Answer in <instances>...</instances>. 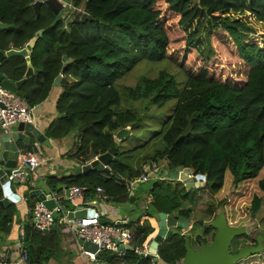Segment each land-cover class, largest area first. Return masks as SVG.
Returning a JSON list of instances; mask_svg holds the SVG:
<instances>
[{
  "label": "trees",
  "instance_id": "obj_1",
  "mask_svg": "<svg viewBox=\"0 0 264 264\" xmlns=\"http://www.w3.org/2000/svg\"><path fill=\"white\" fill-rule=\"evenodd\" d=\"M34 1L0 0V22L6 25L0 29V51L20 49L36 31L43 30L30 53L31 65L39 73L21 84V96L29 106H36L62 73L58 117L47 135L63 138L80 128L73 159L84 162L111 146L116 147L119 158L110 163L108 174L93 170L78 176L46 177L51 192L64 194L78 186L84 188L83 196L93 194L110 204L125 203L131 195L137 199L140 183L127 189L120 176L127 172L126 179L136 181L144 171H133L121 163L120 158L132 150L119 151L113 135L125 126L133 130L144 117L151 118L155 113L146 115L151 109L169 108L159 128L141 144L154 137L163 141V148L150 159L164 160L169 170L188 167L204 175V186L220 200L231 226L264 210V40L257 41L251 35L254 29L229 17L247 11L264 23V0H64L74 8L72 17L63 10L55 15L45 5L36 14ZM219 28L232 42L223 53L238 68L234 77H222L221 70L216 75L204 66L193 69L185 59L178 61L171 54L193 52L206 63V53H215L211 40ZM244 34L251 35L246 43ZM203 40V50L198 49ZM219 46L222 51L225 43ZM142 65L146 69L137 72ZM156 68L159 71L153 75ZM25 70L23 57L5 58L0 63V73L10 82L22 79ZM141 111L146 112L139 115ZM145 192L157 214L177 210L178 217L189 218L190 210L179 207L182 199L192 201L190 190L175 193L157 181ZM1 195L0 185V199ZM61 204L74 209L64 200ZM227 209L239 210L233 221ZM208 211L212 214L214 209ZM14 213V204L0 209V238L10 231ZM123 226L134 230L133 249L123 256L101 251L97 259L106 264H153L134 251L149 244L152 225L138 221ZM25 235L29 264H45L60 243L53 228L41 232L32 226L25 229ZM185 237L172 232L159 244L156 264H177L185 254ZM201 238L196 237L197 241Z\"/></svg>",
  "mask_w": 264,
  "mask_h": 264
},
{
  "label": "water",
  "instance_id": "obj_2",
  "mask_svg": "<svg viewBox=\"0 0 264 264\" xmlns=\"http://www.w3.org/2000/svg\"><path fill=\"white\" fill-rule=\"evenodd\" d=\"M41 5L47 6L50 10L53 11L55 15H58L63 10V3L61 0H35L32 3V7L35 10L36 14H39ZM59 19L56 17L55 22ZM6 28V25L0 22V29ZM43 30L40 29L36 31L35 35L28 40V42L20 49L10 48L5 51H0V63L5 59L13 56L23 57L26 62V70L24 77L16 82H10L3 78L0 73V85L6 89L15 91L19 96L21 92L19 90L21 84L25 80L33 75L39 73V70H35L31 65L30 53L34 47V43L37 37H40ZM66 60V57H63V61ZM61 81V75H59L55 81L54 85H58ZM30 132L38 142L43 144H48L47 139L41 134L38 128L34 126L33 123L27 122H18L17 126L9 131H5L0 128V185L2 190L3 197L0 199V209L7 207L10 202L17 200L19 197L12 193L11 183L12 181L8 180V175L13 168L16 167L18 158L20 156L21 148L20 143L28 145L30 143V136L25 135L24 132ZM132 130L130 126H125L120 128L114 134V138L117 141H121L131 135ZM119 158L116 156V147L111 146L105 153L99 154L97 158L93 159L89 163L78 166L73 174L75 176L90 171H102L104 173H110L108 166L113 161H118ZM163 163V161H160ZM163 166V165H162ZM148 179L160 178V179H169L173 181H178L183 184V186L189 190L192 188H198L206 184L205 176L202 174H195L191 168L188 167H177L173 170H169L166 167H161L158 173H153L149 171V168L145 169ZM28 179L31 175L28 174ZM135 182L132 185V188H136L139 183ZM69 189L65 190V194L68 195ZM30 196L36 197L38 200H42L48 209H51L55 205V201L51 198V192L45 193L41 189H33L29 192ZM135 196L131 195L129 200L125 203L118 204L122 207H127L128 211H132L136 208L134 204ZM90 205V203L79 204L74 207L73 211H68V218H83L87 214V208L85 206ZM115 205V204H114ZM62 211H66L65 206H61ZM253 214V212L251 213ZM54 217L57 218V214H54ZM158 230L156 235L153 237L152 241L148 247L147 258L152 259L154 262H157V258L154 257L157 254V248L164 240L168 239L172 233V228L175 229H187L189 227V220L183 216L174 217L169 214L159 213L158 214ZM99 221L103 224H111L112 221L99 217ZM126 221L117 220L115 224L123 225ZM209 226L215 229L214 235L212 237L211 243H205L203 240L198 241V248H193L190 244V239L185 237L184 239V249L185 254L180 260V264H236L240 260L247 258L249 256L255 255L258 253L264 246L262 239L260 237L256 239V245L244 246L241 247L237 253H231L229 251V246L231 245L232 240L239 235L248 234L249 232L246 229V225L240 224L239 226H231L225 216V213L220 209L209 221ZM53 229L57 230V224L53 225ZM78 244L84 250L95 252L97 247L95 244L84 241L82 239H77ZM119 248H122L119 245ZM126 250H131L132 246L130 244L124 245ZM9 259L5 260V263L8 264Z\"/></svg>",
  "mask_w": 264,
  "mask_h": 264
},
{
  "label": "crops",
  "instance_id": "obj_3",
  "mask_svg": "<svg viewBox=\"0 0 264 264\" xmlns=\"http://www.w3.org/2000/svg\"><path fill=\"white\" fill-rule=\"evenodd\" d=\"M60 75H61V81L59 82L58 85H54V84L52 85L48 93V96L45 98V100L37 104L36 106L32 107L33 108L32 114L34 117L32 123L36 128L39 129V131L45 137V139H47L48 144H43L38 142L30 132H26V131L24 132V134L30 136V143L28 145H24L20 143V148H21L20 155L26 152L34 153L41 158L42 162L39 165V167L35 169V172L31 175L30 179H28L27 177L28 174H27L26 179L22 183H18L15 181L11 183L12 193L17 195L19 198L13 202H10L9 204V205L14 204L15 206L14 218L11 223V228L8 234L0 238V257L5 254L4 259L5 260L9 259L8 264H20L18 262L21 255L20 243L23 242L24 244L25 242V237H26L25 229L33 226L31 208L33 203L38 199L34 196H30L29 192L33 189H41L45 193H50L51 190L47 186L45 180L46 177H49L51 175H55L57 177L70 176V175L75 176L73 174L74 170L78 166H81L80 163L75 161L72 157L73 153L76 151L79 145V139L81 134L80 128L70 132L68 135H66L63 138H51L47 135L46 132L49 125L58 117V113L56 111V101L59 95L63 92V80L65 78L62 73ZM67 81L69 82V80ZM17 124L12 126L11 129L15 128ZM115 141L117 145H119L120 141H117L116 139ZM161 148H163V146ZM161 148H156V150ZM150 158L151 157L149 156L147 160L138 162V164H134L133 166L130 164L123 163L122 157L120 158V161L121 163H123L133 171L135 170L144 171L143 170L144 165L149 161H153ZM127 177H128L127 172L122 174L123 179H126ZM162 181H165V179L163 178L159 179L158 183L160 184V182ZM166 181H169V179H166ZM169 182H171L170 184H174V183L177 184L178 181H169ZM169 182L166 183L169 184ZM172 190L173 189H171V191ZM179 190L174 189L173 191H175V193H178ZM2 197L3 195H1V198ZM214 199H209V202L210 203L214 202L215 201ZM63 200H67L65 193L63 194V197H61V199L59 200V203L61 204ZM145 200L146 201L144 208L148 209L147 202L151 200L148 193L147 194L145 193ZM194 200H195L194 197L192 198L191 202L187 199H182L179 207V209L190 210L189 218H188L190 223L189 227L187 229L172 228V232L185 235L190 239L191 246L193 248H198V241L196 239L198 235L202 237L201 240L205 241V243H211L215 229L209 226V221L212 218H214L215 214L220 209H214V212L210 214L208 209H206L208 206L207 207L205 206L204 209H206V213L203 220H199L195 218L193 219L191 217V214H192V209H195ZM77 202L80 204L90 203V205L85 206L88 210L86 215H93L94 212H97L96 208L99 207V209H102V213H99L100 216L105 219L111 220L112 223H115V221L117 220H124L127 222L126 215H124V210H127V207H122L110 203H104V200L97 198L96 195L93 196V194L83 196L82 199H77ZM165 214H169L178 218L177 210H173L171 213H165ZM138 221L139 220H137L136 222L138 223ZM56 224H57L56 231L59 233L60 243L57 250H55L51 254L50 258L45 264H106L101 260H96V261L87 260L86 256L81 253V247L78 244L77 238L74 235V233L70 231L62 222ZM207 225L210 227L209 229L204 228ZM152 227L154 230L149 236V244L152 241L153 237L156 235L158 230L157 227H154L153 225ZM208 237L209 239H207ZM24 245L27 246L26 244Z\"/></svg>",
  "mask_w": 264,
  "mask_h": 264
},
{
  "label": "rangeland",
  "instance_id": "obj_4",
  "mask_svg": "<svg viewBox=\"0 0 264 264\" xmlns=\"http://www.w3.org/2000/svg\"><path fill=\"white\" fill-rule=\"evenodd\" d=\"M63 2H65L67 4L66 1L62 0ZM82 9V7H81ZM80 10V9H79ZM63 13H68L70 14L69 16L72 17L74 14V8L69 7L68 10H63ZM229 17L232 18H236L240 21H242L245 25H247L248 27L254 29L255 33L251 34L252 37L254 39H256L257 41H261L264 40L261 37H264V34L261 35L262 33H264V23L256 20V18L250 14L249 12L245 11L243 13L240 14H229ZM195 26V23H193ZM216 34L215 36L212 38L211 43L212 46L214 48L215 53H206V55H209V60L205 63H203L197 56L195 53L193 52H186L184 53L183 51H178V52H171L169 50V53L171 52V54H173L178 61H182L183 59H185V61L193 68V69H197L200 66H204L207 69H209L210 71H213L214 74H218L220 72V70L222 71V77H234L236 75V73L238 72V68L236 67V65H232L233 62H228V55L225 56V54L223 53L224 51H226V48H228L232 42L228 40V38L226 36H223L224 31L219 28L217 30H215ZM249 34H244V42L246 43L247 41L250 40L249 37H251V35L248 37ZM220 42H224L225 43V48L221 51L219 43ZM204 46V40L202 45L198 46V49H202V47ZM206 51V50H204ZM146 67H144V65H142L140 68H138L137 72H141L142 70H145ZM159 71L158 68L154 69L152 71L153 75H155L157 72ZM143 74V73H141ZM228 74V75H227ZM163 111L159 110H153L151 109L150 111L146 112V111H141L139 112V115L144 114V112H146V115L148 116L150 113H155V114H151V118H143L142 120L139 121L138 126L134 127L132 130L131 135H129L127 138H125V140H123L122 142L119 143V151H125V150H129L131 149L132 152H130L129 154H125L122 157V162L125 164H130V165H134V164H138V162H142L144 160H147V158L153 157L154 151L156 150V148H161L163 146V141L161 140V138H153L152 140H150L146 145L141 146V144L143 142H145L148 138H150L153 134V131L157 130L160 126V124L162 123L163 119L166 117V115L168 113H170V109L167 108H163ZM163 115V116H161ZM171 121H169L164 129H166ZM123 146V148H122ZM141 146V147H140ZM138 147V148H136ZM148 162V161H147ZM164 167H166V164H164ZM160 178L156 177L153 179H146L145 182L140 183L139 189H137V199L135 201V205L136 208L132 211H127L124 210V215H126V219L127 222H131V223H135L137 220H139L140 222H146L150 223L151 225H153L154 227H157V223H158V214L157 212L151 208L150 205V201H148V207L149 209H145L144 205H145V191L146 189H149V187L152 185L153 182H157ZM169 181H173V180H169ZM169 181H162L160 182L161 186L164 188H167L169 190L171 189H176V190H185L186 188L183 186L182 183L177 182V184H170L171 182ZM166 182H169V184H167ZM172 190V191H173ZM190 190V195L192 197L195 198L194 200V207L195 209H192V214L191 217L194 219H199V220H203L205 213H206V209H204V207L209 206L211 204H217L216 199H214V195L212 194V192L208 189L207 186H201L198 188H192L189 189ZM186 191H188L186 189ZM143 192V193H142ZM175 192V191H173ZM190 196V197H191ZM209 199H214V202H209ZM64 203L66 204V206L68 208L73 207L72 203L64 200ZM104 203H107L106 201H104ZM219 206V205H218ZM192 207V206H191ZM97 212H94V214H96L98 217H101L99 213H102V209H99V207L96 208ZM228 213H229V220L233 221L235 219L236 216H238V209L233 210V209H227ZM152 214V217L149 216L148 214ZM246 225V229L249 232L248 234H243V235H239L236 236L237 238V243L246 241V242H251V240H254V238L256 237H260L262 239V242L264 241V210H260L258 211L256 214L253 213V215H251V218H249L247 221L243 222ZM242 223V224H243ZM251 233V235H249ZM247 235H249L250 237H254V238H246ZM210 236V235H207ZM209 239V237L207 238ZM256 242V239H255ZM264 246V245H263ZM236 264H264V247L255 255L249 256L247 258H244L242 260H240L239 262H237Z\"/></svg>",
  "mask_w": 264,
  "mask_h": 264
},
{
  "label": "built area",
  "instance_id": "obj_5",
  "mask_svg": "<svg viewBox=\"0 0 264 264\" xmlns=\"http://www.w3.org/2000/svg\"><path fill=\"white\" fill-rule=\"evenodd\" d=\"M62 3L63 10L66 7H70L69 4H66L63 1ZM32 109L33 108L27 104L22 96H19L15 91L6 89L0 85V128L9 131L12 126L16 125L18 122L32 123L34 120ZM97 156L98 155H94L92 158L84 162L80 159L74 160L80 163V165H83L97 158ZM162 161L163 163H160V161H149L144 165L143 170L145 171L146 168H149L150 172L156 174L161 167H164L165 161ZM41 162V158L36 154L30 152L23 153L19 156L16 167L9 173L7 177L8 180L22 183L26 179V175H32ZM108 169L110 170L109 166ZM120 178L123 179L121 176ZM145 179H147L146 171L140 176V179L136 181L123 180L127 189H130L133 183ZM97 191L99 193L103 192L99 187L97 188ZM83 192V187L73 186L69 188V193L66 195V199L72 203L73 207H75L80 204L77 202V199L83 198ZM61 197H63V194L51 193V198L55 201V205L51 209H48L42 200H36L34 202L31 209V216L35 229L41 232H48L52 230L53 225L56 223V219H59L58 221L62 222L70 231H72L77 239H82L96 245L97 250L95 252L84 250L80 246L81 253L90 261L98 260V253L105 250L113 251L117 253L118 256H123L125 254L126 249L124 248V245L130 244L133 239V231L131 229L115 223L103 224L99 221V217L96 214L86 215L83 218H68L67 212L73 211V209L62 211L61 204L59 203ZM55 213L57 214V218L54 217ZM119 245H121L122 248H119ZM148 247L149 244L146 245L145 249L136 247L134 248V251L137 254L146 257L148 254ZM20 253L21 255L18 262L20 264H29L27 249L23 242L20 243ZM154 257L158 259V254H155ZM4 258L5 254L2 256L0 263H5ZM157 262L153 261V264H156ZM177 263L180 264V261Z\"/></svg>",
  "mask_w": 264,
  "mask_h": 264
},
{
  "label": "flooded vegetation",
  "instance_id": "obj_6",
  "mask_svg": "<svg viewBox=\"0 0 264 264\" xmlns=\"http://www.w3.org/2000/svg\"><path fill=\"white\" fill-rule=\"evenodd\" d=\"M215 197V196H214ZM215 199H216V197H215ZM216 202H217V204L215 205V204H211V205H209L206 209H209V208H211V209H221V206L219 205V202H220V200H218V199H216ZM219 205V206H218ZM249 235H251V233L249 234ZM249 235H247V239L248 238H254V237H250ZM238 241H237V238L235 237L233 240H232V242H231V245L229 246V251L231 252V253H237V251L241 248V247H244V246H252V245H256V242H255V240H251V242H246V241H243V242H240V243H237ZM263 244H264V241H263Z\"/></svg>",
  "mask_w": 264,
  "mask_h": 264
}]
</instances>
